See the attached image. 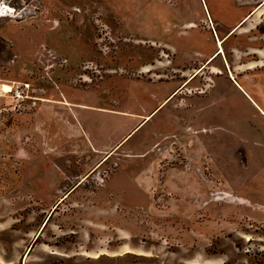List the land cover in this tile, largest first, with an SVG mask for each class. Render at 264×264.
<instances>
[{
	"label": "rangeland",
	"instance_id": "rangeland-1",
	"mask_svg": "<svg viewBox=\"0 0 264 264\" xmlns=\"http://www.w3.org/2000/svg\"><path fill=\"white\" fill-rule=\"evenodd\" d=\"M200 1L0 0V264H264L247 38Z\"/></svg>",
	"mask_w": 264,
	"mask_h": 264
},
{
	"label": "crops",
	"instance_id": "crops-1",
	"mask_svg": "<svg viewBox=\"0 0 264 264\" xmlns=\"http://www.w3.org/2000/svg\"><path fill=\"white\" fill-rule=\"evenodd\" d=\"M200 3H202L203 9H205V11L208 12L210 19H211L212 14L210 12V8L208 6L207 0H204L205 4L202 1H200ZM231 7L233 9V13L231 15L234 16V20H232L233 21L232 26L227 30L224 38H219L218 34H216L217 35L216 42L218 43V39H220L221 42L223 43L225 39H227L229 36H232L233 34H239L238 35L239 38L241 37L247 38L248 45H247V51H246L245 58H246V63H249V64L251 63L252 65H249L248 67H246L243 75L239 77V82H236L234 80L232 73H230V76L233 79V81L239 86V88L243 92L246 93L247 97L258 108V110L263 114V117H264V84L261 83L258 79V76L264 73V67H261V63L264 60V33H257L258 31L257 27L262 22V17L264 16V0H231ZM219 15L220 14H217L216 16H219ZM216 16L215 18L213 17L212 18L218 22V20H216ZM222 43H221V47L218 43V46L221 51L218 55L223 53ZM218 46H217L216 52L219 50ZM215 53H213L209 57L208 61H210V59L214 56ZM234 56L235 55L231 54V57H230L231 64L236 62V59H234ZM238 61H242V59H239ZM232 68H234V66ZM197 69H201V67ZM197 69L195 70V72L197 71ZM195 72L192 75H194ZM68 104L69 103H63V105H66V106H68ZM72 114L73 116H75L78 125L82 127L87 137V140L90 143V146L92 145V146L98 147L99 145L97 144L98 142L100 143V146L98 148H102V146L103 147L108 146L102 143V141H104L102 139L98 140V142L95 143V141H93L88 135L86 129L83 128L82 124L80 123V120L78 118L76 111H72ZM69 124L71 126L72 125L76 126L75 124H71V123ZM109 154L110 152H107L102 157L97 159V161L91 164L88 171L92 173L95 170H97L109 158ZM52 172L54 176H58L57 175L58 173L54 169Z\"/></svg>",
	"mask_w": 264,
	"mask_h": 264
},
{
	"label": "built area",
	"instance_id": "built-area-1",
	"mask_svg": "<svg viewBox=\"0 0 264 264\" xmlns=\"http://www.w3.org/2000/svg\"><path fill=\"white\" fill-rule=\"evenodd\" d=\"M28 91H29V84L22 83L12 87L10 93L13 99L17 103L21 104V102H25V100L29 98Z\"/></svg>",
	"mask_w": 264,
	"mask_h": 264
},
{
	"label": "trees",
	"instance_id": "trees-1",
	"mask_svg": "<svg viewBox=\"0 0 264 264\" xmlns=\"http://www.w3.org/2000/svg\"><path fill=\"white\" fill-rule=\"evenodd\" d=\"M262 30H263V31H261V29H260L261 32H264V29H262Z\"/></svg>",
	"mask_w": 264,
	"mask_h": 264
},
{
	"label": "bare ground",
	"instance_id": "bare-ground-1",
	"mask_svg": "<svg viewBox=\"0 0 264 264\" xmlns=\"http://www.w3.org/2000/svg\"><path fill=\"white\" fill-rule=\"evenodd\" d=\"M198 71V70H197Z\"/></svg>",
	"mask_w": 264,
	"mask_h": 264
}]
</instances>
